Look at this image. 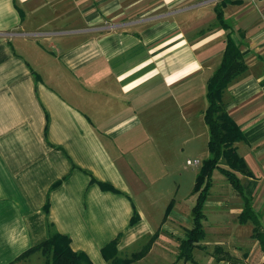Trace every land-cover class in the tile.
<instances>
[{"label": "crops", "instance_id": "1", "mask_svg": "<svg viewBox=\"0 0 264 264\" xmlns=\"http://www.w3.org/2000/svg\"><path fill=\"white\" fill-rule=\"evenodd\" d=\"M222 1L0 0V264H22L52 229L93 264L107 263L116 238L127 253L159 232L139 261L173 244L178 262L201 165L191 198H173L172 187L161 217L146 207L148 190L162 167L178 170L173 142L192 147L187 159L209 156L207 83L228 34L247 70L224 99L245 135L235 144L250 171L239 173L244 196L264 227V0L226 2L227 26ZM222 175L214 171L204 208L218 238L201 244L222 247L219 264H264L254 223L239 220L245 198Z\"/></svg>", "mask_w": 264, "mask_h": 264}, {"label": "trees", "instance_id": "2", "mask_svg": "<svg viewBox=\"0 0 264 264\" xmlns=\"http://www.w3.org/2000/svg\"><path fill=\"white\" fill-rule=\"evenodd\" d=\"M229 0H223L216 6L217 15L220 23H225L223 6ZM247 64L244 60L240 45L228 34L227 45L220 64L213 71L207 83L208 106L205 110V121L209 128V156L202 161L197 175L194 193L197 199L192 208L193 226L186 230V236L181 241L180 250L177 256L178 261L199 264L194 255L196 248H204L202 241L206 237L204 220L206 219L205 203L210 194L213 184V173L219 169L231 183L233 188L244 196L242 182L239 173L250 174L248 165L244 157L239 153L236 143L245 139V135L239 124L234 120L226 108L224 93L228 85L235 79L244 74ZM225 159L228 166L223 167L219 163ZM102 188L115 190L112 186L101 183ZM246 204L242 213L239 215L241 223L251 221L254 223L253 236L256 237L264 250V227L258 215L252 208L250 200L245 197ZM171 205L167 208L170 211ZM137 211L132 217L131 223L138 221ZM156 232L143 247L131 255L123 256L118 250V238L110 242L103 248V255L106 264H132L144 257L158 237ZM217 260L222 257L221 246H216L214 250ZM39 254L43 258V264H93L88 254L84 251H76L71 246V239L56 230H51L47 239L41 243L30 247L23 252L17 261L26 260L29 257ZM175 264V263H173Z\"/></svg>", "mask_w": 264, "mask_h": 264}, {"label": "rangeland", "instance_id": "3", "mask_svg": "<svg viewBox=\"0 0 264 264\" xmlns=\"http://www.w3.org/2000/svg\"><path fill=\"white\" fill-rule=\"evenodd\" d=\"M173 145H174L175 150H176V145H177V148L179 151L178 166H177L178 170L174 171L173 174H169L168 172H165L166 167H164V169L162 167L161 172H160V173H163V177L162 179H160L161 182H158L154 186L150 187L148 190L154 196L153 198H151L152 200L148 199L149 204H147L146 207L150 212H152L157 217H161L162 215H164L167 205L172 199L170 198V194L173 188L175 189V190L173 189V194H172L173 198L179 201H186V199L191 198L190 193L192 190V185H193L192 183L196 178V171L199 168V167L188 166L186 163L187 157H194L191 154L192 152L191 146H188V147L183 146V142H178V143L173 142ZM185 164L187 167H185ZM218 176L219 175H217L216 185L220 184V180L218 179ZM222 178H225L226 180L225 182H227V184H230L225 176L222 175ZM176 179L178 180V183H179L178 189H177V186L175 188L174 180ZM229 186H230L229 188L231 189L233 188L231 185ZM216 188L214 190H216ZM213 194H215V192ZM191 212H192V206L190 207V211H189L190 219H192ZM205 213L208 215L209 221L206 224V228H205L207 232V236L203 241L208 242L210 244L215 243L214 241H216V239L218 238V234H216L215 232L216 230L214 229V227L217 225L216 223L213 224V220H215L213 219V211L211 210L210 207H207L205 209ZM191 225H192V222H191ZM145 240L142 241L139 245L133 246L131 251L127 253L123 252L122 255L123 256L131 255L132 252L137 251V249H140L142 243H144ZM166 245L169 251L167 252V255L165 257L163 256L162 259H159L158 258L159 255L155 253L152 255L150 259L141 260V261L137 260L133 262L132 264H172L176 260V255H177L176 245H173V244H166ZM178 248L179 247H177V249ZM154 255H156L157 258ZM194 255H195L196 260L199 262V264H219V262L214 257L215 256L214 248L212 246L210 247L205 246L204 249L196 248L194 250ZM212 257H214V259ZM43 261H44L43 258L39 254H36L24 260L22 264H43L44 263ZM175 264H187V263L183 261H178ZM188 264H193V263L189 262Z\"/></svg>", "mask_w": 264, "mask_h": 264}, {"label": "built area", "instance_id": "4", "mask_svg": "<svg viewBox=\"0 0 264 264\" xmlns=\"http://www.w3.org/2000/svg\"><path fill=\"white\" fill-rule=\"evenodd\" d=\"M186 163L188 166L199 167L201 165L202 161L198 158H194V159L189 158V159H187Z\"/></svg>", "mask_w": 264, "mask_h": 264}]
</instances>
